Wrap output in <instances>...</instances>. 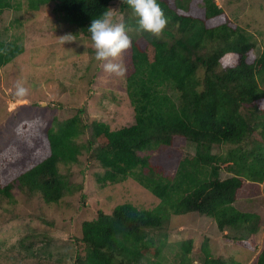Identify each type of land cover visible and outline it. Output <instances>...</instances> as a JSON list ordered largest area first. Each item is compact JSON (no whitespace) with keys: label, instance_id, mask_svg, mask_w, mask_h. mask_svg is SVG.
Returning a JSON list of instances; mask_svg holds the SVG:
<instances>
[{"label":"trees","instance_id":"trees-1","mask_svg":"<svg viewBox=\"0 0 264 264\" xmlns=\"http://www.w3.org/2000/svg\"><path fill=\"white\" fill-rule=\"evenodd\" d=\"M50 1L59 19L91 37L87 28L91 20L109 10L114 0H27L33 10ZM118 1L119 8L132 10L127 0ZM158 2L168 17L159 37L133 21L147 34L131 38L125 89L133 123L110 129L92 119L89 125L97 145L91 149L78 142L86 124L79 113L64 120L54 117L48 124L35 116L14 128L18 142L27 141L21 144L35 151V162L22 171L7 170L9 145L0 151V199H13L17 186L27 199L57 203L71 189L59 166L76 162L83 148L92 151L101 168L93 173L100 187L132 177L159 199L153 208L123 202L108 211L100 208L95 217L83 220L77 264H192L191 238L175 241L180 251L172 260L164 258L169 245L166 227L173 217L186 213L212 217L219 230H230L237 241L261 227L259 213L240 210L234 202L250 194L242 189L245 184H254L252 193H258L264 181V87L260 86L264 50L251 59L254 41L216 0ZM18 4L0 0V14ZM23 50L20 43L0 39V68ZM177 138L193 143L195 154L182 158L168 177L153 163L150 151L171 146ZM214 147L220 152L212 153ZM223 163L232 175L220 178ZM26 249L30 253L25 257L34 256L29 245ZM201 250L203 264H240L214 257L206 242ZM251 264H264V246Z\"/></svg>","mask_w":264,"mask_h":264},{"label":"rangeland","instance_id":"rangeland-1","mask_svg":"<svg viewBox=\"0 0 264 264\" xmlns=\"http://www.w3.org/2000/svg\"><path fill=\"white\" fill-rule=\"evenodd\" d=\"M216 2L250 35L255 43L250 57L256 59L264 50V0ZM12 3L19 4L0 14V39L20 43L24 50L0 68V151L9 145L7 170L22 171L35 162V151L21 144L27 141L18 142V136L14 135L15 125L22 120L40 116L48 124L54 117L64 120L79 113L86 124L78 142L91 149L97 145L89 125L92 119L107 123L110 129L134 122L133 108L125 89L131 70L130 48L117 59L127 66L124 76L104 72L95 59L91 37L59 19L53 12V1L36 10L28 6L27 0H12ZM119 4L118 0L112 1L109 10L116 22L125 24L129 37L147 35L133 25V21H137L133 11L119 8ZM165 39L171 38L165 36ZM202 71L200 67L198 74ZM18 81L28 88L25 98L14 96ZM260 86L264 87V75ZM220 150L214 147L212 153ZM150 152L160 173L172 177L179 161L195 154V145L177 138L171 146L160 145ZM92 155L91 150L83 148L76 162L59 166L71 189L57 203H45L37 197L27 199L17 186L12 190L13 199H0V264H77L76 253L83 246L79 241L83 220L95 217L100 208L108 211L118 203L131 202L139 208H153L158 204L159 199L132 177L100 187L93 173L101 168ZM225 166L226 163L220 165V178L232 175ZM254 186L245 184L242 189L250 194L237 198L234 205L261 215L258 231L237 241L230 230H219L210 216L197 212L175 216L166 227L169 245L165 247L164 258L172 260L180 251L175 241L191 238L188 257L192 264H203L201 247L204 242L214 257L251 264L257 251L264 246V181L258 185V193H252ZM28 245L34 256H24L30 253L26 249Z\"/></svg>","mask_w":264,"mask_h":264},{"label":"clouds","instance_id":"clouds-1","mask_svg":"<svg viewBox=\"0 0 264 264\" xmlns=\"http://www.w3.org/2000/svg\"><path fill=\"white\" fill-rule=\"evenodd\" d=\"M127 4L137 17L140 29L159 37L168 24V17L158 0H127ZM95 48V59L101 63L102 70L117 76H124L127 66L122 61L117 62L121 53L129 49L132 40L126 32L123 22H116L111 10L102 12L91 20L88 25ZM28 88L23 82H17L14 96L25 98Z\"/></svg>","mask_w":264,"mask_h":264}]
</instances>
